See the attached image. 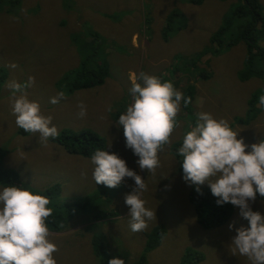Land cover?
<instances>
[{
    "label": "rangeland",
    "instance_id": "374dc122",
    "mask_svg": "<svg viewBox=\"0 0 264 264\" xmlns=\"http://www.w3.org/2000/svg\"><path fill=\"white\" fill-rule=\"evenodd\" d=\"M68 1L0 0V148H7L6 163L18 172L20 186L44 192L60 183L61 192L50 205L52 209L69 205L71 210L67 230L51 236L59 249L54 253L57 264H100L92 248L93 237L102 239L105 264L114 257L135 264L141 255L148 264H250L246 257L234 256L230 246L235 228L248 226L239 216V208L232 205L233 215L222 227L200 229L188 201L190 191L197 186L183 180L180 164L171 153L172 147L182 142L188 126L194 125L197 112L226 119L239 132L237 138L243 137L249 146L264 139V108L258 100L264 95V79L242 82L238 75L245 44L210 47V37L230 19L229 8L238 0H208L200 5L189 0H72L70 7ZM259 2L264 15V0ZM229 24L231 34L224 37V45L238 34L239 22ZM92 54L98 56L95 62L107 61L109 76L100 87L68 95L62 78ZM12 63L17 67L8 66ZM256 66L264 71V62L257 61ZM140 71L172 81L183 94L189 86L194 91L187 107L181 102L179 126L171 143L159 153L155 174L140 169L138 157L126 148L123 128L117 122L131 103L130 77ZM29 77L35 81L27 89L29 99L40 104L44 115L53 117L59 134L95 132L105 139V151L116 153L145 180L147 190L142 199L156 214V221H149L145 232L134 233L129 228V206L124 197L135 187L133 179L125 177L116 188L98 186L90 159L67 154L49 140L51 137L44 143L38 133L27 138L17 134L7 84L12 80L26 83ZM60 91L66 98L50 103V97ZM251 100L256 101L255 115L245 125L235 124L236 118L245 116ZM80 102L87 111L83 118L77 115ZM109 105L111 112L107 111ZM22 155L24 160L16 159ZM33 156L44 160L43 169L38 170L33 161L25 163ZM199 187L210 189L207 183ZM87 199L89 203L78 206ZM250 206L264 215V202L255 199ZM159 225L167 237L161 246L145 253L143 232Z\"/></svg>",
    "mask_w": 264,
    "mask_h": 264
},
{
    "label": "clouds",
    "instance_id": "9594fccd",
    "mask_svg": "<svg viewBox=\"0 0 264 264\" xmlns=\"http://www.w3.org/2000/svg\"><path fill=\"white\" fill-rule=\"evenodd\" d=\"M8 66L17 67L15 63ZM130 80L131 103L117 122L123 128L126 148L138 157L136 163L140 169L155 174L160 166L159 153L171 143L170 138L179 126L181 102L187 107L191 98L177 90L172 81H162L144 71L133 73ZM34 82V77H29L26 83L12 80L7 84L11 90L12 114L17 127L26 133H38L47 143L49 137L56 138L59 132L52 124L53 117L44 115L40 104L29 99L27 89ZM65 98V93L60 91L49 102L57 104ZM258 100L264 108V95ZM78 108V117L86 116L83 102ZM107 111H112L111 105ZM188 129L176 150L182 157L183 180L190 186L196 185L198 193L199 186L207 183L211 194L217 197V205L230 203L239 208V216L247 220L248 226L235 228L236 234L230 241L232 254L246 257L250 264H264V215L250 206L257 193L264 197V139L249 146L243 137L237 138L239 132L226 119H217L209 112H197L194 125L190 124ZM36 160L33 156L23 162ZM90 160L94 165L93 180L98 186L116 188L125 177L134 180L135 187L124 197L132 232H142L148 228L149 221H156L155 210L147 208L142 199L147 190L145 180L129 169L124 159L97 149ZM50 203L49 197L28 187H0V264H57L54 253L59 249L51 239L47 223L53 214V209L48 207ZM232 228L229 224V229ZM108 264H125V261L114 257Z\"/></svg>",
    "mask_w": 264,
    "mask_h": 264
},
{
    "label": "trees",
    "instance_id": "16d2710c",
    "mask_svg": "<svg viewBox=\"0 0 264 264\" xmlns=\"http://www.w3.org/2000/svg\"><path fill=\"white\" fill-rule=\"evenodd\" d=\"M205 1L208 0H189V2L193 5H200ZM68 2L70 7L72 0H69ZM262 9L263 8L259 0H238L236 5H232L229 8L230 19L225 20L221 29L218 30L214 36L210 37V47L212 48H215V46L218 44H221L219 48H226V46L231 48L238 42H243L245 44L246 53L243 61V68L238 73L242 82L252 78H257L260 80L264 79V71L256 66L257 61L261 63L264 62V15L262 13ZM232 21L233 24L235 21L234 25H237L239 22L237 27L238 34L236 37H232L230 43L224 45V37H226L227 34H231V26L229 23ZM168 26L169 25L166 27ZM162 38L164 41H168L165 35H163ZM205 53L208 52L206 51ZM96 57H98L96 54L84 57L80 61L77 68L71 70L62 78V85L66 89V93L68 95H71L77 91L99 87L104 83L105 78L109 76L108 63L106 60L105 64H103L100 60L95 62L94 59ZM204 77H208L206 72L204 73ZM195 78L196 76H193V79ZM184 91L185 97H193V88L189 86ZM248 106L249 108L246 111L245 116L236 118L234 120L235 124L245 125L253 118L255 115L254 109H257L256 101H249ZM17 132L21 137H28L30 134L24 132V130L20 128ZM49 140L60 146L67 154L80 156L85 159H90L95 150H105L106 147L105 139L97 135L95 132L89 130L78 133L62 131L58 137L50 138ZM181 144L182 142L174 145L172 147L171 153L177 158L180 164V170L183 171L182 157L176 154V150L181 146ZM6 154L7 148H0V184L3 186H20L18 176L19 174L14 169H12V165L6 163V159L8 157ZM10 155L13 154L10 153ZM16 159L22 161L24 160V156H16ZM59 184L54 185L44 192H40V194L46 195L51 201L61 192V187ZM99 185L101 186L103 184ZM256 199L264 202V197H261L258 193ZM216 200L217 197H214L211 194L210 189L200 188V193L196 191V188L190 191L188 195V201L194 210L196 223L200 229L210 230L222 227L232 217L234 212L232 204L225 203L223 205H217ZM87 203H89V199H87L82 204H78V206ZM48 207L52 208L50 204ZM70 210L71 207L69 205L65 206L64 208L56 206L55 209H53V214L48 218L47 221L50 232L60 233L67 230L69 226L67 221L70 218ZM110 215L114 216V214ZM97 220H99V218ZM143 235L146 237L144 252L147 253L155 250L163 244L164 239L167 237V231L159 225L151 228L148 233L143 232ZM101 237L103 238V236ZM101 240L102 239L100 237H93L91 244L92 248L94 249V255L100 258V264H105V251ZM199 259L200 258L197 257L196 260ZM135 264H148L145 255H141ZM182 264H186L185 261H183Z\"/></svg>",
    "mask_w": 264,
    "mask_h": 264
},
{
    "label": "crops",
    "instance_id": "0c3cea01",
    "mask_svg": "<svg viewBox=\"0 0 264 264\" xmlns=\"http://www.w3.org/2000/svg\"><path fill=\"white\" fill-rule=\"evenodd\" d=\"M103 84H104V83H103ZM103 84H102V85H103ZM102 85H101V86H102ZM99 87H100V86H99ZM29 136H30V135H29ZM29 136H28V137H29ZM26 138H27V137H26ZM30 162H31V161H29L28 164H29ZM33 162H34V161H33ZM35 164H38V170H41V169H43V167H44V160H39V159H37L36 162H35ZM144 232H145V231H144Z\"/></svg>",
    "mask_w": 264,
    "mask_h": 264
},
{
    "label": "flooded vegetation",
    "instance_id": "af4514ba",
    "mask_svg": "<svg viewBox=\"0 0 264 264\" xmlns=\"http://www.w3.org/2000/svg\"><path fill=\"white\" fill-rule=\"evenodd\" d=\"M17 134H18V132H17Z\"/></svg>",
    "mask_w": 264,
    "mask_h": 264
}]
</instances>
